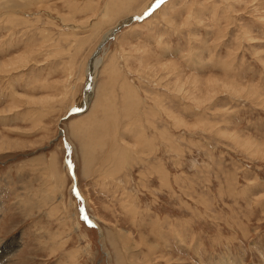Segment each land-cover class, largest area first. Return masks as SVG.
I'll list each match as a JSON object with an SVG mask.
<instances>
[{"label":"rangeland","instance_id":"374dc122","mask_svg":"<svg viewBox=\"0 0 264 264\" xmlns=\"http://www.w3.org/2000/svg\"><path fill=\"white\" fill-rule=\"evenodd\" d=\"M157 2L0 0V264H264V0Z\"/></svg>","mask_w":264,"mask_h":264},{"label":"bare ground","instance_id":"6f19581e","mask_svg":"<svg viewBox=\"0 0 264 264\" xmlns=\"http://www.w3.org/2000/svg\"><path fill=\"white\" fill-rule=\"evenodd\" d=\"M114 31H110V33L108 35H105L104 38H103V42L106 41L107 39H109L112 36L110 34H113ZM98 59H99L98 54H95L94 58L91 60L89 66L87 68V71H86V81H87V83H86L84 103H83V106L84 107H86V105L89 104V102H90V100L92 98V94H93V90H94L93 87L95 86V84H94V74L95 73L94 72H95V68L97 67V65H98V63L100 61ZM83 110H85V108L81 109L80 111L82 112ZM88 221H90V223H92L93 225H96L97 226V224L94 222L95 221L94 219H90L89 218Z\"/></svg>","mask_w":264,"mask_h":264},{"label":"water","instance_id":"95a60500","mask_svg":"<svg viewBox=\"0 0 264 264\" xmlns=\"http://www.w3.org/2000/svg\"><path fill=\"white\" fill-rule=\"evenodd\" d=\"M165 0H163V2H164ZM162 2V3H163ZM159 5H161V3H155L147 12H146V14H144V15H142V16H140V17H134L133 18V20H143V19H145L148 15H150L155 9H157V7L159 6ZM77 112H81V111H79V110H77ZM66 143V142H65ZM76 195L78 196V194L76 193ZM78 198H80L79 196H78ZM82 215H83V217H84V219H85V221L89 224V225H91V226H94V225H92V223H90L89 221H88V218H87V215L85 214V212H84V210H83V208H82Z\"/></svg>","mask_w":264,"mask_h":264},{"label":"snow or ice","instance_id":"6c2138e0","mask_svg":"<svg viewBox=\"0 0 264 264\" xmlns=\"http://www.w3.org/2000/svg\"><path fill=\"white\" fill-rule=\"evenodd\" d=\"M163 2V0H158V3H162Z\"/></svg>","mask_w":264,"mask_h":264},{"label":"crops","instance_id":"0c3cea01","mask_svg":"<svg viewBox=\"0 0 264 264\" xmlns=\"http://www.w3.org/2000/svg\"><path fill=\"white\" fill-rule=\"evenodd\" d=\"M164 3V2H163Z\"/></svg>","mask_w":264,"mask_h":264}]
</instances>
